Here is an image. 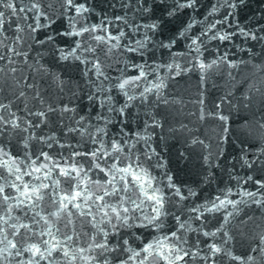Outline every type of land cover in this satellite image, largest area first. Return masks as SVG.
<instances>
[{
  "label": "snow or ice",
  "instance_id": "6c2138e0",
  "mask_svg": "<svg viewBox=\"0 0 264 264\" xmlns=\"http://www.w3.org/2000/svg\"><path fill=\"white\" fill-rule=\"evenodd\" d=\"M243 6V0H207L206 5L199 0H124L120 7L125 11L119 15H100L90 20L94 9L89 0H65L64 24L58 32H50L58 18L49 17L44 0H29L27 5L22 0H0V34L14 35L22 46L23 15L38 37L36 44L42 46L54 40L55 35L71 41L56 43L61 62L68 63L85 46V34L91 33L86 38L96 43L86 48L93 56L90 66H85L87 61L74 62L81 65L83 74L107 82L106 92L95 89L96 107L105 110L97 120L103 124L106 113L112 111L104 100L115 103L113 88L122 97L118 109L123 116V123L115 131H109L113 122L108 121L101 132L99 127L92 128L91 121L86 124L85 114H77L76 106L65 101L59 105L61 114L70 113L74 119L68 124L58 119L63 126L59 131L51 127L39 131L49 122L48 113L56 111V106L49 105L47 110L33 113L43 120L31 128V141L20 137L19 147L14 150L10 140H0V264H217L222 254L217 238L233 212L239 211L241 200L247 197L250 203L264 205V171H251L257 160L264 161V142L251 156L239 153L240 166L249 169L246 174L237 173L229 165L230 182L218 184L202 196L200 184L182 183L174 172L167 171L164 157L156 164L165 169L160 177L163 183H158L147 161L157 155L155 144L149 147L150 137L155 135L151 129L162 128L164 117L157 116L153 109L142 131L128 128L124 101L140 97L145 103L154 99L158 105L167 106L173 100L167 95L168 84L193 71L206 85L209 73L222 66L233 79L232 69L238 70L245 62L256 63L257 70L264 67V61H254L251 56L242 58L231 50L251 54L249 41L259 38L264 42V26L250 27L239 20L238 14L233 17V9L238 13ZM186 10L188 15L181 18ZM112 20L117 23L113 25ZM174 20L178 23L170 33L165 32L166 21ZM9 25L12 33L7 30ZM220 45L225 46L222 49ZM5 47L9 71L15 74L18 61L11 54L27 63L31 48ZM101 48L107 57L120 53L115 63H122L126 70L112 69L110 77L98 55ZM4 60L0 56V62ZM33 63L37 68L30 66L23 79L28 88H36L34 95L42 100L38 84L29 80L28 73L52 69L39 59ZM56 75L62 91L67 76L63 72ZM130 87L135 89L134 94L129 92ZM250 89L251 82L240 93L245 100L251 98ZM234 91L229 89L217 97V111L206 114V97L201 92L202 98L196 101L200 118L215 115L216 119L230 120L223 106L231 102L229 97ZM18 121L17 116L16 126ZM260 123L264 125V120ZM227 139V135L221 137L225 143ZM36 141L40 142L38 147L34 146ZM189 143L205 141L203 137L190 136ZM223 156V151L215 158L211 152L202 153L206 174L201 184H208L213 175L207 170L208 163L219 168ZM250 181L254 187L247 190ZM197 232L199 236L194 235Z\"/></svg>",
  "mask_w": 264,
  "mask_h": 264
},
{
  "label": "water",
  "instance_id": "95a60500",
  "mask_svg": "<svg viewBox=\"0 0 264 264\" xmlns=\"http://www.w3.org/2000/svg\"><path fill=\"white\" fill-rule=\"evenodd\" d=\"M22 2L27 5L29 0H22ZM89 2L94 9L89 17L90 20H95L100 15L112 17L125 11L120 7L124 0H89ZM134 2L135 0H133ZM199 2L206 5L207 0H199ZM44 4L49 17L58 18L49 31L58 32L64 24L63 6L65 0H44ZM243 4L244 6L239 8L238 13L236 9H233V17L238 14L239 20L250 27L257 24L264 26V15H261L264 13V0H243ZM203 11V8L199 10L201 13ZM157 14L163 15L159 10H157ZM186 15H188L187 10L181 14V18ZM6 18V16L3 17V19ZM20 20L24 25L23 31L20 33V37L23 39L22 46L16 42L17 38L14 35L4 37L0 34V56L5 57V60L0 62L2 65V70H0V122L6 121V123H0V133H2L0 140H10L14 150L19 147L17 141L20 137L31 141L33 139L31 128L36 121L43 120L42 117L33 115V113L40 109L47 110L49 105L56 106V111L48 113L49 122L39 131H45L49 127L59 131L63 126L57 123L58 119L63 118L65 124L74 119L70 113L61 114L59 105L65 101L76 106L77 114H85L87 118L85 123L91 121L92 128L99 127L102 132L108 121H111L113 127L109 128V131H115L123 123V116L119 114L118 109L122 100L119 90L113 88L111 93L115 98V103L108 99L104 100V104L112 111L106 113L107 120L101 124L97 117L105 110H98L96 107L95 89L106 92L107 82L83 74L80 71L81 65L74 62L79 59L88 62L86 67L90 66L93 56L86 48L96 43V41L87 40L86 37L91 33L85 34V46L81 47L74 57H70L68 63H64L57 57L56 43L70 44L71 41L67 37L55 35L54 40H47L42 46L38 45L35 43V39L38 38L36 33L28 27L29 21L23 15ZM111 23L115 25L117 21L112 20ZM175 23L178 21L174 20L171 23L166 21L165 32L170 33ZM121 26L126 25L121 22ZM7 30L9 33L13 32L10 25ZM249 43L253 47L251 54L248 52L242 54L235 48L231 50L242 58L251 56L254 61H264V42L258 38L255 42L249 41ZM6 45H12L21 48V50L31 48L30 59L27 63L23 62L22 57H16L15 53L11 54L12 58L18 61L15 74L9 71L7 64L9 53ZM224 46L220 45L222 49ZM98 55L110 77L112 69L126 70L122 63L119 65L115 63L116 58L121 55L120 53H114L113 56L107 57L101 48ZM38 59L52 69L49 72L48 69L39 68L36 72L28 73L29 80L38 84L42 100L34 95L36 88H28L23 79L30 66L37 68L33 62ZM184 59L187 60L188 57ZM57 72H63L67 76L62 91L59 87ZM226 73V66L214 69L209 73L206 85L201 84L195 71L171 81L168 84L167 95L173 100L167 106L158 105L154 99L145 103L140 97L131 102L124 101L128 107V123L126 125L128 128L142 131L146 119L153 115V109L157 116L164 117L162 128L151 129L155 135L150 137L149 147L151 143H154L157 155L147 161L158 183H163L160 177L165 172V169L156 167V164L160 162V157H164L168 162L167 171L174 172L178 181L190 186L200 184L202 196L207 195L218 184L230 182L229 165L234 167L237 173L246 174L249 171V169L240 166L239 153L246 152L251 156L264 142V125L260 123L264 120V67L257 70V64L249 61L241 64L238 70L232 69L234 79L227 76ZM250 82L251 98L245 100L240 93ZM139 83L141 86L143 85L142 81ZM232 88H235V91L229 97L231 102L225 103L223 106V111L230 116V120H219L215 115H206L205 119L200 118V109L196 101L202 98L199 95L201 92L206 97L203 106L206 114L209 110L217 111L214 101L222 93H226ZM129 92L134 94L135 89L130 87ZM90 95L93 96L92 99H89ZM17 116L19 117L18 126H16ZM28 121H32L33 124L29 125ZM179 123H184L185 126L177 128L176 125ZM225 129H227L226 133ZM225 135L228 137L226 143L221 140V137ZM190 136L203 137L205 144H190ZM39 144L40 142L36 141L34 146L38 147ZM206 145H210V147H206ZM144 150L142 145L141 151ZM205 151L211 152L213 158L220 151L224 152V156L219 168H216L212 162L208 163L207 170L211 171L213 175L209 177L208 184H201V177L206 174L205 165L201 159L202 153ZM233 156L235 159L230 160L229 157ZM21 163L23 164L24 161L21 160ZM27 167L28 165H25V168ZM251 171L253 174L264 171V161L257 160ZM253 187L251 181L246 186L247 190H251ZM261 191H264V188ZM171 207H175V205H171ZM238 208L239 211L233 212L229 222L224 225L225 231L221 232L217 238L222 250L217 264H264V205L257 206L250 203L249 198L245 197L239 203ZM228 210H231V206H228ZM194 235L199 236L200 234L197 232Z\"/></svg>",
  "mask_w": 264,
  "mask_h": 264
}]
</instances>
